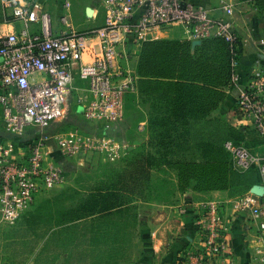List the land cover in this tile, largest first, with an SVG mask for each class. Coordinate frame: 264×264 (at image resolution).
Masks as SVG:
<instances>
[{
	"label": "built area",
	"instance_id": "obj_1",
	"mask_svg": "<svg viewBox=\"0 0 264 264\" xmlns=\"http://www.w3.org/2000/svg\"><path fill=\"white\" fill-rule=\"evenodd\" d=\"M0 1L19 23L12 31L0 29V110L3 130L9 135H0V222L10 225L32 208L41 193L65 182L60 158L93 152L120 158L131 152L128 141L112 135L79 129L46 133L66 116L74 90L78 114L109 129L125 117V97L137 88L131 59L153 31L179 25L192 41L214 36L233 43L238 36L237 8L228 1L220 4L225 15L221 17L191 0H98L104 23L87 30L73 27L71 0L62 1L59 26L43 0ZM233 67L237 110L264 138V67L246 70L237 60ZM30 128L38 131L31 138H12L24 137ZM224 147L236 170L259 169L258 185L264 188V155L232 140L225 141ZM198 206L203 249L189 258L201 264H220L230 257L231 233L222 203L205 200ZM237 206L240 212H250L258 231L253 264H264V192L260 196L250 190Z\"/></svg>",
	"mask_w": 264,
	"mask_h": 264
},
{
	"label": "crops",
	"instance_id": "obj_2",
	"mask_svg": "<svg viewBox=\"0 0 264 264\" xmlns=\"http://www.w3.org/2000/svg\"><path fill=\"white\" fill-rule=\"evenodd\" d=\"M191 1L205 5L214 16L221 17L225 16L220 8L222 1L236 5L235 24L242 21L245 25L242 68L247 70L258 65L264 67V33L255 25L249 26L251 22L248 19L249 15L244 14L237 1ZM10 25L14 27L13 24ZM155 31L152 32L151 38L147 42L158 38L152 37ZM177 38L190 40L192 52L203 41H192L186 34L183 37L179 35ZM143 45L144 43L136 48L130 63L131 69L137 75V88L125 97V109L127 110L126 101L128 96H131L130 110L133 120L129 124L132 129L136 130V137L131 140L125 139L124 131L126 127L130 126L127 123V113L124 119L114 126L117 137L112 134L119 141L130 143L131 152L129 155L117 159L123 169L120 174L125 176L130 174L131 178L130 187L127 190L119 189L117 192L128 194L129 198L123 203H118L119 205L109 213L72 222L76 226L77 232L58 235L59 241L70 242V244L53 252L51 264H122L127 259L130 264H201L199 261L190 259L189 256L191 253H197L203 249L204 234L200 228L201 211L198 205L205 200L222 203L225 222L231 230L229 236L230 257L221 259L219 263L226 264L230 260L232 264H253V247L258 231L250 212L248 210L240 212L237 205L239 199L258 184L246 191L236 187L189 188L183 191L177 189L172 183L174 191L170 199L169 194L165 197L166 190H163L164 186L158 185L157 180L163 179L164 174L168 173L167 170L159 171L158 167L148 166L133 170L132 164H141L142 153L148 149L152 116L165 114L169 111L184 115L187 113L184 102L189 98L182 96L180 91L175 88L169 89L171 86L169 83L178 82L176 78L141 75L138 64ZM160 83L163 86L162 90L159 88ZM84 84L81 83L82 86ZM175 86L178 85L175 84ZM213 88L215 93L210 96L211 99L207 102L209 108L205 110L206 120L210 122L207 128L215 130L220 125H225L242 131L245 137L240 144L249 146L256 153L264 155V138L258 133L252 132L249 121L237 110L236 90L226 84V81L217 83ZM76 94L78 95L77 92ZM190 105L196 106V104ZM128 165H132V169L126 170ZM161 167L166 168L165 166ZM174 184L176 185V183ZM120 185L122 188L123 185ZM108 242L109 244H106Z\"/></svg>",
	"mask_w": 264,
	"mask_h": 264
},
{
	"label": "trees",
	"instance_id": "obj_3",
	"mask_svg": "<svg viewBox=\"0 0 264 264\" xmlns=\"http://www.w3.org/2000/svg\"><path fill=\"white\" fill-rule=\"evenodd\" d=\"M257 11L255 16L264 17L263 13ZM244 14L247 15V11H244ZM248 19L251 21L252 17L248 16ZM9 20L14 21V18L10 16ZM243 54L244 40L239 34L233 43L222 37L205 38L193 52L190 42L172 40L144 42L138 64L141 75L176 78L178 82L169 83L171 85L169 89L175 88L182 96L189 98L184 102L187 110L184 115L169 111L152 116L150 142L147 151L142 153L143 161L140 162L142 168L145 166L175 168L180 182L179 188L183 190L185 189L181 186L182 183L186 186L190 181H194L195 185L186 189L236 187L246 191L260 183L259 169L253 166L245 172H239L234 168L224 147L227 140L241 145L245 134L225 125H220L215 130L207 128L210 122L206 120L205 110L209 108L207 102L211 99L210 96L215 93L213 87L226 81V84L233 88L231 83L234 73L233 61L237 60L242 65ZM159 88L160 90L163 88L161 83ZM68 121L81 130L89 127L86 133L90 134L112 135L116 130L115 125L106 129L103 125L88 123L79 115L69 118ZM251 128L253 133H257L252 126ZM46 133L52 134L48 130ZM0 135L9 137L4 131H0ZM248 148L253 150L249 146ZM120 173L119 177L125 176ZM104 187L98 193V200L96 198L98 202L103 201L104 205L91 209L87 215L110 212L119 205L118 203L126 201L118 200L117 194L114 196L115 200H112L111 190L105 191Z\"/></svg>",
	"mask_w": 264,
	"mask_h": 264
},
{
	"label": "rangeland",
	"instance_id": "obj_4",
	"mask_svg": "<svg viewBox=\"0 0 264 264\" xmlns=\"http://www.w3.org/2000/svg\"><path fill=\"white\" fill-rule=\"evenodd\" d=\"M43 1L44 8L52 14L54 24L59 26V9L63 0ZM235 1L239 3L240 8L243 11H247V14L252 17L251 22L249 21V26L255 25V27L264 33V17L255 16L258 12L257 10L264 14V0ZM71 3V22L74 28L77 30H87L103 25L104 11L98 5V0H71ZM89 8L93 10V13H90ZM9 17L8 11L3 8L0 1V29L3 28L5 31H12L14 27L18 28L19 23H17V21L9 20ZM244 17L246 18V15ZM5 22L14 23V27L12 25H6ZM244 28L245 25L242 21L237 23L236 32L241 35L242 38H244ZM184 34V29H182L181 26L166 25L156 29L152 37H158L155 38L156 40L185 41L191 43L188 39L177 38L179 35L183 37ZM78 83L81 85V82ZM76 96L77 94L74 90L66 116L59 123L47 129L48 131L55 133L61 130H81L76 126L71 125L68 121L69 118L79 115L77 112L78 106L76 103ZM130 102L131 96H128L126 101L127 110L125 109L128 124L133 120L131 116ZM79 117L83 118L80 115ZM88 128L89 127H85L81 131L86 133ZM0 131H4L1 110ZM37 132L36 129L30 128L24 137L12 138L20 141L31 138ZM116 132V130L113 132V136L117 137ZM124 135L126 137L125 139L131 140L136 137V130L132 129L130 125L126 127ZM246 147L248 148V146ZM117 159L119 158L113 155L97 152L90 153L85 157L60 158L66 171L65 182L40 194L35 201L34 206L16 224L10 225L0 222V264H51L53 252H56L58 248H61L62 246L65 248L67 244H70V242L59 241L60 239L58 238V235L76 233V226L72 224L75 220L104 214L101 212H95L93 215H87L91 209L99 208L104 205L103 201H97L99 198L98 193L101 192L103 186H105L104 189H107L108 191L111 190L110 193L112 200H115V194H117L118 200L129 198L128 194L117 192L119 189L127 190L130 187L131 181L130 174L119 177L118 174L123 169H121V163H119ZM132 165L134 166L133 170H139L138 167L142 168L141 165H136V163H133ZM131 166L126 168V170L130 169ZM157 169L159 171H163L164 169L168 172L167 174H164L165 177L163 179L159 178L157 180L159 182L158 185L164 186L163 190H166L165 197L169 194L171 199L172 192L174 191L173 185L177 187V189L180 185L177 171L172 167L168 169L160 166ZM117 182H119V184ZM174 183H176V185ZM116 184H118L117 188L115 187ZM120 184L123 185L122 188L120 187ZM125 184L127 185L125 186ZM194 185V181H190L188 185L184 186L182 183L181 186L187 190V187ZM106 244H109V242ZM111 261H113V259H111ZM122 264L130 263H128L127 259L124 260Z\"/></svg>",
	"mask_w": 264,
	"mask_h": 264
},
{
	"label": "water",
	"instance_id": "obj_5",
	"mask_svg": "<svg viewBox=\"0 0 264 264\" xmlns=\"http://www.w3.org/2000/svg\"><path fill=\"white\" fill-rule=\"evenodd\" d=\"M89 10H90V13H93L92 9L89 8ZM196 42H199V41H196ZM251 191L261 196L264 192V188L261 185H255L252 187Z\"/></svg>",
	"mask_w": 264,
	"mask_h": 264
},
{
	"label": "bare ground",
	"instance_id": "obj_6",
	"mask_svg": "<svg viewBox=\"0 0 264 264\" xmlns=\"http://www.w3.org/2000/svg\"><path fill=\"white\" fill-rule=\"evenodd\" d=\"M3 29V28H2Z\"/></svg>",
	"mask_w": 264,
	"mask_h": 264
}]
</instances>
